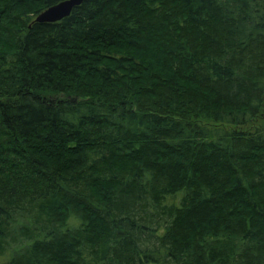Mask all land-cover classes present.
Returning a JSON list of instances; mask_svg holds the SVG:
<instances>
[{
	"label": "trees",
	"instance_id": "1",
	"mask_svg": "<svg viewBox=\"0 0 264 264\" xmlns=\"http://www.w3.org/2000/svg\"><path fill=\"white\" fill-rule=\"evenodd\" d=\"M0 0V264H264V0Z\"/></svg>",
	"mask_w": 264,
	"mask_h": 264
},
{
	"label": "water",
	"instance_id": "2",
	"mask_svg": "<svg viewBox=\"0 0 264 264\" xmlns=\"http://www.w3.org/2000/svg\"><path fill=\"white\" fill-rule=\"evenodd\" d=\"M82 1L83 0L59 1L40 11L34 20L39 23L59 21L67 17L75 7L82 3Z\"/></svg>",
	"mask_w": 264,
	"mask_h": 264
}]
</instances>
